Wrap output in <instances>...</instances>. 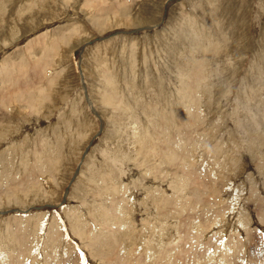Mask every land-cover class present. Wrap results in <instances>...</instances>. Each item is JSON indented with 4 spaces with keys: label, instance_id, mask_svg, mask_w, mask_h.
Instances as JSON below:
<instances>
[{
    "label": "rangeland",
    "instance_id": "rangeland-1",
    "mask_svg": "<svg viewBox=\"0 0 264 264\" xmlns=\"http://www.w3.org/2000/svg\"><path fill=\"white\" fill-rule=\"evenodd\" d=\"M2 251L264 264V0H0Z\"/></svg>",
    "mask_w": 264,
    "mask_h": 264
},
{
    "label": "bare ground",
    "instance_id": "bare-ground-1",
    "mask_svg": "<svg viewBox=\"0 0 264 264\" xmlns=\"http://www.w3.org/2000/svg\"><path fill=\"white\" fill-rule=\"evenodd\" d=\"M67 1H68V0H67ZM207 1H208V0H207ZM68 3H69V2H68ZM215 3H216V2H215ZM126 4H127V3H126ZM211 6H212V5H211ZM99 7L102 8L101 6H99ZM103 7H105V5H103ZM127 8H128V7H127ZM94 9H95V7H94ZM104 9H105V8H103L102 10H104ZM24 10H25V9H24ZM97 10H98V9H96V13H100V12H98ZM99 10H100V9H99ZM112 10H113V9H112ZM28 11H29V10H28ZM109 12H111V11H108V13H106V14H110ZM124 12H125V11H124ZM204 12H205V11H204ZM102 13H103V12H102ZM111 13H112V12H111ZM119 13H120V12H119ZM103 14H105V12H104ZM103 14H102V15H103ZM130 14H131V13H130ZM100 15H101V13H100ZM212 16H213V15H212ZM103 17H104V16H103ZM196 17H197V16H196ZM206 17H207V16H206ZM201 21H202V20H201ZM201 21H200V22H201ZM196 23H197V21H196ZM201 23H202V22H201ZM194 24H195V22H194ZM197 24H198V23H197ZM205 25H207V24H205ZM197 26H198V25H197ZM204 29H205V28H204ZM204 31H205V30H204ZM222 33H223V32H222ZM57 34H58V33H57ZM222 35H225V34H222ZM209 36H210V35H209ZM222 37H223V36H222ZM115 38H116V37H115ZM214 38H215V37H214ZM223 39H224V38H223ZM192 40H193V39H191V41H192ZM188 41H189V40H188ZM226 41H228V40H226ZM207 43H209V42H207ZM49 44H50V43H49ZM151 44H152V43H151ZM194 44H195V43H194ZM207 45H208V44H207ZM197 46H198V45H197ZM200 46H201V45H200ZM216 47H218V46H216ZM198 48H199V47H198ZM210 48H211V47H210ZM228 48H229V47H228ZM150 49H151V48H150ZM211 49H212V48H211ZM217 49H218V48H217ZM199 50H200V49H199ZM52 52H53V50H52ZM209 52H210V51H209ZM213 52H215V51H213ZM228 52H229V50H228ZM54 53H55V52H54ZM151 53H153V52H151ZM157 53H158V52H157ZM211 53H212V52H211ZM217 54H218V53H217ZM50 55H52V54H50ZM46 56H47V55H46ZM186 57H187V56H186ZM198 57H199V56H198ZM36 58H37V57H36ZM20 59H21V58H20ZM37 59H38V58H37ZM37 59H36V60H37ZM39 60H40V59H39ZM183 60H184V59H183ZM207 60H208V59H207ZM10 61H11V60H10ZM15 61H16V60H15ZM24 61H25V60H24ZM42 61H43V59H42ZM135 61H136V60H135ZM16 62H18V61H16ZM20 62H21V61H20ZM33 62H34V61H33ZM36 62H37V61H36ZM44 62H45V61H44ZM11 63L13 64V62H11ZM22 63H23V62H22ZM38 63H39V62H38ZM9 64H10V63H9ZM18 64H19V63H18ZM18 64H17V65H18ZM184 64H185V62H184ZM211 64H212V63H211ZM13 65H14V64H13ZM15 65H16V64H15ZM20 65H22V64H20ZM20 65H18V67H19ZM30 65H31V64H30ZM35 66H36V65H35ZM40 66H41V65H40ZM46 66H47V63H46ZM46 66H45V64H44V68H45V69H46ZM196 66H197V65H196ZM21 67H22V66H20V68H21ZM37 67H39V66L37 65ZM198 67H199V66H198ZM223 67H224V66H223ZM20 68H19V69H20ZM33 68H34V66H33ZM187 68H188V67H187ZM3 69H4V68H3ZM19 69H18V70H19ZM105 69H106V68H105ZM105 69H103L104 72H105ZM224 69H225V68H224ZM23 70H24V69H23ZM32 70H33V69H32ZM32 70H31V72H32ZM46 70H47V69H46ZM202 70H203V69H202ZM202 70H201V71H202ZM37 71H39V70H37ZM43 71H45V70L43 69ZM43 71L41 70L42 73H44ZM100 71H101V70H100ZM107 71H108V70H107ZM107 71L105 72L106 74H107ZM172 71H173V70H172ZM205 71H207V70H205ZM14 72H15V71H14ZM18 72H21V71H18ZM26 72H27V71H26ZM35 72H36V71H35ZM45 72H46V71H45ZM47 72H48V71H47ZM140 72H141V71H140ZM203 72H204V70H203ZM216 72H217V71H216ZM225 72H226V71H225ZM37 73H38V72H37ZM42 73H41V74H42ZM105 73H104V74H105ZM201 73H202V72H201ZM206 73H207V72H206ZM23 74H24V72H23ZM41 74H40V71H39V75H40V76L43 75V74H42V75H41ZM255 74H256V72H255ZM18 75H19V74H18ZM21 75H22V74L20 73L19 77H20ZM34 75H35V73H34ZM99 75H100V74H99ZM22 76H23V75H22ZM31 76H33V73H32ZM37 76H38V75H37ZM44 76H45V75H44ZM48 76H49V75H48ZM50 76H51V75H50ZM208 76H209V75H208ZM248 76H249V75H248ZM10 77H11V76H10ZM10 77H9V78H10ZM54 77H55V76H54ZM100 77H102V76H100ZM106 77H107V76H106ZM108 77H109V76H108ZM139 77H140V76H139ZM204 77H205V75H204ZM206 77H207V76H206ZM206 77L203 79V81H204L205 79H207ZM9 78H8V79H9ZM36 78H38L39 81L41 80L39 77H36V76H35L34 79H36ZM49 78H50V77H49ZM102 78H105V77H102ZM212 78H213V77H212ZM34 79L32 78L33 81L31 80V82H30L31 84H33V82H35ZM44 79H46V80H44ZM44 79H43L44 81H47V82L49 81V80H47L48 78H44ZM51 79H52V78H50V83H48V85L51 84V81H52ZM54 79H55V78H54ZM106 79H107V78H106ZM10 80H12V79H10ZM10 80H9V81H10ZM43 80H41V81H43ZM104 80H105V79H104ZM108 80H111V79H108ZM108 80H107V81H108ZM260 80H261V79H260ZM19 81H20V80H19ZM19 81H18V82H19ZM36 81H38V80L36 79ZM41 81H40V82H41ZM107 81H106V82H107ZM24 82H25V81H24ZM40 82H39V83H40ZM47 82H46L45 84H47ZM54 82H55V80H54ZM102 82H103V81H102ZM104 82H105V81H104ZM110 82H111V81H110ZM110 82H108V84H109ZM205 82H206V81H205ZM6 83H7V82H6ZM19 83H20V82H19ZM45 84H44V85H45ZM112 84H113V81H112ZM112 84L110 83V85H112ZM14 85H15V84H14ZM18 85H19V84H18ZM18 85H17V86H18ZM33 85H34V84H33ZM42 85H43V84H42ZM52 85H53V87H54L55 84H52ZM52 85H49V86L51 87ZM106 85H107V83H106ZM199 85H200V84H199ZM201 85H202V84H201ZM19 86H20V85H19ZM34 86H35V85H34ZM34 86H33V88H36V86H35V87H34ZM40 86H41V85H40ZM55 86H56V85H55ZM107 86H108V85H107ZM28 87H29V85H28ZM31 87H32V85H31ZM31 87H30V89H31ZM200 87H201V86H200ZM256 87H257V86H256ZM5 88H6V87H5ZM7 88H9V87H7ZM18 88H19V87H18ZM33 88H32V89H33ZM76 88H77V87H76ZM21 89H22V87H21ZM26 89L30 91V89H28L27 87H26ZM41 89H42V87H41ZM41 89H40V90H41ZM45 89H46V88H45ZM259 89H260V88H259ZM40 90H39V91H40ZM42 90H43V89H42ZM42 90H41V91H42ZM49 90H50V89H49ZM52 90H53V89H52ZM199 90H201V89H199ZM17 91H18V90H17ZM17 91H16V92H17ZM21 91H22V90H21ZM39 91H38V92H39ZM41 91H40V92H41ZM50 91H51V90H50ZM87 91H88V90H87ZM197 91H198V90H197ZM25 92H26V91H25ZM42 92H43V91H42ZM53 92H54V91H53ZM198 92H199V91H198ZM3 93H4V92H3ZM10 93H11V92H10ZM12 93H13V92H12ZM44 93H45V92H44ZM46 93H47V92H46ZM195 93H196V92H195ZM195 93H194V94H195ZM39 94H40V93H39ZM48 94H49V93H48ZM81 94H82V93H81ZM201 94H202V93H201ZM1 95H2V93H1ZM26 95H27V94H26ZM37 95H38V93H37ZM37 95H36V99H38V98H37ZM43 95H44V94H43ZM51 95H52V94H51ZM85 95H86V94H85ZM106 95H107V94H106ZM2 96H3V98H4L5 93H4ZM11 96H13V95H11ZM39 96H42V93H41V95H39ZM52 96H53V95H52ZM107 96H108V95H107ZM191 96H192V95H191ZM191 96H190V97H191ZM194 96H196V95H194ZM50 97H51V96H50ZM129 97H130V96H129ZM6 98H8L7 95H6ZM39 98H41V97H39ZM109 98H110V96H109ZM109 98L107 97V99H109ZM192 98H193L194 100L191 99V98H189V100H187L188 102L185 103V104L188 106V108L191 107L192 104L197 103V102L195 101V98H194V97H192ZM36 99H35V101H37ZM45 99H46V98H45ZM38 100H39V101H38V103H39L40 100H41V102H42V100H44V99L41 98V99H38ZM83 100H84V99H83ZM6 101H8V103L10 102L8 99H7ZM6 101H5V102H6ZM35 101H33V102L35 103ZM49 101H50V100H49ZM192 101H193V102H192ZM33 102L31 103V105H33ZM51 102H53V101H51ZM128 102H129V101H128ZM36 103H37V102H36ZM36 103H35V104H36ZM38 103H37V104H38ZM35 104H34V106H35ZM40 104L42 105V103H40ZM123 105H124V104H123ZM37 106L39 107V105H37ZM82 106H83V105H82ZM85 106H86V105H85ZM38 107H37V108H38ZM41 107H42V106H41ZM122 107H123V106H122ZM35 108H36V107H34V108H32V109L34 110ZM81 108H82V107H81ZM258 108H259V106H258ZM124 109H125V108H124ZM131 109H132V108H131ZM131 109H130V110H131ZM134 109H135V107H134ZM259 109H260V108H259ZM121 110H122V109H121ZM125 110H126V109H125ZM261 110H262V109H261ZM52 111H53V110H52ZM122 111H123V110H122ZM194 111H196V110H194ZM194 111H193V112H194ZM190 112H191V111H190ZM209 112H210V111H209ZM137 113H138V112H137ZM188 113H189V112H188ZM260 113H263V112H260ZM125 114H126V113H125ZM169 114H170V112H169ZM195 114H196V113H195ZM82 115H83V114H82ZM121 115H122V114H121ZM135 115H136V114H135ZM193 115H194V114H193ZM201 115H202V114H201ZM125 116H126V115H125ZM260 116H261V115H260ZM82 117H83V116H82ZM196 117H197V116H196ZM249 117H250V116H249ZM252 117H253V116H252ZM254 117H255V116H254ZM122 118H123V117H122ZM250 118H251V117H250ZM250 118H249V119H250ZM204 119H205V118H204ZM251 119H253V118H251ZM202 120H203V119H202ZM202 120H201V121H202ZM199 122H200V121H199ZM252 122H253V121L251 120V123H252ZM201 123H202V122H201ZM201 123H199V124L201 125ZM203 124H204V123H203ZM197 125H198V122H197ZM204 125H205V124H204ZM206 125L208 126L209 124H206ZM253 125H254V123H253ZM203 127H204V126H203ZM203 127H202V128H203ZM56 129H57V128H56ZM165 129H166V128H165ZM195 129H196V128H195ZM198 129H199V128H198ZM249 130H250V129H249ZM196 131H197V130H196ZM199 131H200V130H199ZM167 132H168V128H167ZM199 133H200V132H199ZM208 133H209V132H208ZM46 134H47V133H46ZM200 134H201V133H200ZM43 135H44V134H43ZM53 136H54V135H53ZM54 137H55V136H54ZM65 137H67V136H65ZM44 138H45V137H44ZM37 140H38V139H37ZM41 140H42V139H41ZM48 140H49V139H48ZM135 140H136V139H135ZM209 141H210V140H209ZM211 141H212V140H211ZM39 142H41V141H39ZM42 142H44V143L46 144L45 141H42ZM47 142H48V141H47ZM65 142H66V141H65ZM202 142H203V141H202ZM44 143H43V144H44ZM40 144H41V143H40ZM45 144H44V145H45ZM63 144H64V143H63ZM48 145H49V144H48ZM46 146H47V145H46ZM63 146H64V145H63ZM218 146H219V145H218ZM39 147H40V145H39ZM44 147H45V146H44ZM214 147H215V146H214ZM40 149H41V148H40ZM45 149L48 150V147H46ZM210 149H211V148H210ZM219 149H220V148H219ZM50 150H51V149H50ZM50 150H49V151H50ZM58 151H59V150H58ZM40 152H41V151H40ZM47 152H48V151H45V153H47ZM60 152H61V151H60ZM62 152H63V149H62ZM50 153H51V151H50ZM48 154H49V152H48ZM145 154H147V158H149V157H148V152L145 153ZM28 156H29V155H28ZM37 156H38V155H37ZM63 156H64V155H63ZM143 156H144V154H143ZM143 156H142V157H143ZM43 157L45 158L46 156L41 155V159H42ZM59 157H60V156H59ZM59 157H58V158H59ZM29 158H30V157H29ZM29 158H28V159H29ZM38 158H39V157H38ZM49 158H50V157H49ZM55 159H56V158H55ZM55 159H54V161H55ZM142 159H143V158H142ZM30 160H31V159H30ZM32 160H33V156H32ZM44 160H45V159H44ZM50 160H52V159H50ZM38 161H39V159H38ZM42 161H43V160H42ZM45 161H47V159H46ZM56 161H57V160H56ZM60 161H61V160H60ZM43 162H44V161H43ZM57 162H58V161H57ZM51 163H52V162H51ZM43 164H44V163H43ZM125 164H126V163H125ZM126 165H127V164H126ZM50 167H51V165H50ZM50 173H51V172H50ZM52 174H53V173H52ZM102 174H103V173H101V175H102ZM54 175H55V174H54ZM103 175H104V174H103ZM98 176H99V173H98ZM205 176H206V175H205ZM225 176H226V175H225ZM55 177H56V176H55ZM101 177H102V176H101ZM99 178H100V177H99ZM103 178H104V177H103ZM201 178H202V177H201ZM224 178H225V177H224ZM37 179H38V178H37ZM54 179H55V178H54ZM100 179H101V178H100ZM55 180H56V179H55ZM61 180H62V179H61ZM224 180H225V179H224ZM38 181H39V180H38ZM56 181H57V180H56ZM96 181H97V180H96ZM204 181H205V180H204ZM40 182H41V181H40ZM102 182H104V181H102ZM102 182H101V183H102ZM56 183H57V182H56ZM205 183H206V181H205ZM37 184H38V183H37ZM39 184H41V183H39ZM97 184H98V183H97ZM211 184H212V182H211ZM211 184H208V185H211ZM95 186H96V185H95ZM98 186H100V185L98 184ZM119 186H120V184L118 185V187H119ZM211 186H212V185H211ZM211 186H209V188H211ZM19 187H20V186H19ZM212 187H213V186H212ZM21 188H22V186H21ZM91 188H93V187H91ZM96 188H98V187H96ZM119 188H120V187H119ZM207 188H208V187H207ZM36 189H37V188H36ZM40 190H41V188H40ZM211 190H212V188H211ZM29 192H30V190H29ZM36 192H38V191H36ZM18 194H19V193H18ZM21 195H22V194H21ZM151 195H153V194H151ZM15 196H18L17 193H16ZM148 196H150V194H149ZM46 197H47V193H46V195H45V198H46ZM153 197H154V196H152V198H153ZM47 198H48V197H47ZM47 198H46V199H47ZM152 198H151V199H152ZM154 198H155V197H154ZM154 198H153V199H154ZM142 201H143V200H142ZM146 201L148 202V199H147ZM146 201H145V202H146ZM151 201H152V200H151ZM149 202H150V201H149ZM150 203H151V202H150ZM49 208H50V207H49ZM120 208H121V206H120ZM121 209L125 211L123 205H122V208H121ZM121 209H120V210H121ZM122 210H121V212H122ZM74 211H75V210H74ZM223 213H224V212H223ZM248 217H249V216H248ZM243 219H246V218L244 217ZM247 219H248V218H247ZM247 219H246V220H247ZM246 220H245V222H246ZM243 221H244V220H243ZM243 224H244V223H243ZM196 226H197V225H196ZM194 227H195V226H194ZM56 228H57V227H55L54 230L50 231V236H49V238H48V243H49V244L51 243V240H53V238H52L53 236H51V235H53V234L56 232ZM91 228H92L94 231H95V230L97 231V230L101 229L100 226H98V225H96V224H92ZM194 229H198V228L195 227ZM190 230H191V229H190ZM199 230H200V229H199ZM199 230H197V231H199ZM32 231H33V229H32ZM32 231H31V234H32ZM192 232H193V230H192ZM188 233H190V232H188ZM199 233H200V232H199ZM14 234H15V232H14ZM193 234H194V233H193ZM200 234H201V233H200ZM11 235H12V234H11ZM189 235H191V234H189ZM196 235L198 236L199 234L197 233ZM196 235H195V236H196ZM111 236H112V235H111ZM192 236H193V235H192ZM13 237H14V236H13ZM15 237H16V236H15ZM15 237H14V238H15ZM17 237H19V236H17ZM17 237H16V238H17ZM114 237H115V236L113 235V237H110V238H113V240H114ZM11 238H12V237H11ZM29 238H30V237H29ZM32 238L34 239V236H32ZM115 238H116V237H115ZM190 238H191V236H190ZM195 238H196V237H195ZM198 238H199V237H198ZM18 239H19V238H18ZM22 239H23V238H22ZM13 240H14V239H13ZM190 240H191V239H190ZM209 240H211V238H210ZM15 241H16V240H15ZM191 241H192V240H191ZM191 241H189V243H190ZM193 241H194V240H193ZM10 242H11V241H10ZM36 242H37V241H36ZM154 242H155V241H154ZM154 242H153V243H154ZM237 242H238V241H237ZM237 242H236V243H237ZM39 243H40V242H39ZM39 243H37V244L39 245ZM155 243H156V242H155ZM189 243H188V244H189ZM195 243H197V242H195ZM232 243L234 244V242H232ZM232 243H231V244H232ZM248 243H249V242H248ZM17 244H18V243H17ZM51 244H52V247H54V246H53L54 244H53V243H51ZM188 244H186V245H188ZM233 244H232V246H233ZM249 244H250L251 247H252V243L250 242ZM258 244H259V243H258ZM25 245H26V244H25ZM25 245H24V246H25ZM68 245H69V243H68ZM68 245H67V246H68ZM151 245H152V244H151ZM155 245L158 246V244L156 243V244H154V247H153V246H152V247H153V248H156ZM190 245H191V244H190ZM212 245H213V244H212ZM239 245H240V242H239ZM247 245H248V244H247ZM250 245H249V246H250ZM259 245H261V244H259ZM259 245H258V246H259ZM13 246H16V245H12V247H13ZM30 246H31V245H30ZM34 246H35V245H34ZM55 246H56V245H55ZM57 246H58V245H57ZM57 246H56V247H57ZM208 246H209V245H208ZM214 246L216 247L215 244H214ZM226 246H227V245H226ZM226 246H224V248H225ZM241 246H242V245H241ZM9 247H10V246H9ZM18 247H20V248L22 247V248H23V245L20 246V244H19ZM187 247H188V246H187ZM229 247H230V248H229ZM233 247H234V246H233ZM235 247H236V246H235ZM237 247H238V246H237ZM242 247L244 248V246H242ZM260 247H261V246H259V248H260ZM14 248H15V247H14ZM20 248H19L18 250H20ZM25 248H27V246H25ZM30 248H31V247H30ZM30 248H29V249H30ZM36 248H37V247H36ZM57 248H58V247H57ZM57 248H56V249H57ZM164 248H166V247H164ZM182 248H183V247H182ZM182 248H181V249H182ZM216 248H217V247H216ZM228 248L232 251V247H231V246H228L227 249H228ZM243 248H242V249H243ZM15 249L17 250V247H16ZM23 249H24V248H23ZM37 249H38V248H37ZM191 249H192V248H191ZM195 249H196V248H195ZM16 250H15V251H16ZM54 250H55V248H54ZM166 250H167V251H165V253H167L168 251L171 252V249L169 250L168 248H166ZM182 250H183V249H182ZM207 250H208V249H207ZM225 250H226V249H225ZM225 250H223L222 253H221V252H220V248H217L216 250H214V252L211 250L209 253H211V254L214 253V255L216 254V256H219V257H221L222 259H223L222 254L224 255V257H226V258L228 257V258H229V255H228V254H227L228 256H226V254H225V253H226ZM230 250H229V251H230ZM233 250H236V248H235V249L233 248ZM237 250H239V249H237ZM243 250H245V249H243ZM243 250H242V251H243ZM260 250H261V249H260ZM260 250H259V251H260ZM36 251H37V250H36ZM36 251H35V252H36ZM56 251H57V250H56ZM173 251H174V250H173ZM187 251H188V253H189V250H187ZM190 251H191V250H190ZM197 251H198V250H197ZM205 251H206V250H205ZM231 251H230V252H231ZM261 251H263V250H261ZM37 252H39V251H37ZM37 252H36V253H37ZM65 252H66V251H65ZM163 252H164V251H163ZM170 252H169V253H170ZM175 252H176V251H175ZM175 252H172V253H175ZM184 252H185V251H184ZM191 252H192L193 254H195V251H194V250H192ZM202 252H203V251H202ZM230 252H229V253H230ZM5 253H6V252L2 251V252H1V256H2V257H0V258H3L4 255H7V254H5ZM29 253H30V252H29ZM36 253H34V254L31 253V254H32V255H35ZM39 253H40V252H39ZM61 253H62V252H61ZM103 253H104V252H103ZM172 253H171V254H172ZM180 253H181V252H180ZM182 253H183V252H182ZM233 253H234V252H233ZM233 253H232V254H233ZM239 253H241V252H239ZM259 253H260V252H259ZM8 254H9V253H8ZM17 254H19V253H17ZM56 254H57V253H56ZM58 254H59V253H58ZM58 254H57L56 259H57L58 256L60 255V254H59V255H58ZM64 254H65V253H64ZM64 254H63V255H64ZM163 254H164V253H163ZM176 254H177V253H175L174 256H175ZM185 254H187V253H185ZM205 254H206V253H205ZM232 254H230V255H232ZM237 254H238V252H237ZM241 254H242V253H241ZM29 255H30V254H29ZM29 255H28V256H29ZM36 255H37V254H36ZM63 255H62V256H63ZM96 255H97V252H96ZM167 255H168V253H167ZM258 255H259V254H258ZM260 255H262V254H260ZM15 256H16V255H15ZM18 256H19V255H17V257H18ZM25 256H26V255H25ZM62 256H61V257H62ZM64 256H65V255H64ZM101 256H102V254H101ZM101 256H100L99 259H101ZM146 256H148V255H146ZM146 256H145V257H146ZM178 256H179V254H178ZM189 256H190V255L188 254V257H189ZM196 256H197V255H196ZM233 256H234V255H233ZM233 256H230V257H233ZM236 256H237V255H236ZM236 256H234V257H235V259L238 260V259L240 258V255H239V258H237L238 256H237V257H236ZM243 256H244V255H243ZM6 257H7V256H6ZM31 257H33V256H31ZM61 257H60V259H61ZM79 257H80V256H79ZM150 257H151V256H150ZM163 257H164V256L162 255L161 259H162ZM167 257L170 258L169 255H168ZM176 257H177V256H176ZM180 257H181V255H180ZM191 257H192V256H191ZM212 257H213V256H212ZM257 257H258V256H257ZM19 258H20V257H19ZM36 258H37V257H36ZM63 258H64V257H63ZM65 258H66V257H65ZM148 258H149V257H148ZM151 258H152V257H151ZM164 258L166 259V257H164ZM171 258H173V254L171 255ZM184 258H185V257H184ZM184 258H183V259H184ZM197 258H198V257H197ZM215 258H216V257H215ZM226 258H224V259H226ZM228 258H227V259H228ZM5 259H6V258H5ZM10 259H11V258H10ZM30 259L32 260L33 258H30ZM39 259H40V258H39ZM67 259H68V258H67ZM102 259H103V257H102ZM104 259H105V256H104ZM173 259H175V257H174ZM173 259H172V260L169 259V260L171 261V263H172ZM186 259H188V258L186 257ZM190 259H191V258H190ZM190 259H189V260H190ZM242 259H243V258H242ZM242 259H240V260H242ZM244 259H245V258H244ZM244 259H243V260H244ZM2 260H3V259H2ZM2 260H0V261H2ZM14 260H15V259H14ZM40 260H41V259H40ZM162 260H163V259H162ZM176 260L178 261V259H176ZM176 260H175V264H176ZM191 260H192V259H191ZM193 260H194V259H193ZM220 260H221V259H220ZM229 260H230V258H229ZM232 260H233V259H232ZM237 260H235L236 263H237ZM8 261H9V260H8ZM12 261H13V260H12ZM32 261H33V264H34L35 262H37V263L39 264L38 261H35V257H34V259H33ZM54 261H55V260H54ZM56 261H57V260H56ZM65 261H66V260H65ZM100 261H101V260H100ZM164 261H165V260H164ZM183 261H184V260H183ZM186 261H187V260H186ZM186 261H184V262H186ZM224 261H225V260H224ZM233 261H234V260H233ZM26 262H27V261H26ZM41 262H42V261H41ZM43 262H44V261H43ZM46 262H47V261H46ZM46 262H45V263H46ZM48 262H49V261H48ZM48 262H47V263H48ZM68 262H69V261H68ZM79 262H80V261H79ZM152 262H153V261H151V264H152ZM165 262H167V261H165ZM165 262H164V263H165ZM184 262H182V263H184ZM199 262H200V261H199ZM199 262H198V263H194V264H199ZM225 262H226V261H225ZM1 263H2V262H1ZM1 263H0V264H1ZM10 263H12L11 260H10ZM10 263H7V261H6V263H5V260H4V264H10ZM30 263H31V262H30ZM47 263H46V264H47ZM53 263H54V262H53ZM66 263H67V262H66ZM167 263H168V262H167ZM167 263H166V264H167ZM177 263H178V262H177ZM191 263H192V262H191ZM227 263H228V262H227ZM230 263H231V262H230ZM234 263H235V262H234ZM43 264H44V263H43ZM50 264H51V263H50ZM55 264H56V263H55ZM80 264H81V262H80ZM169 264H170V263H169ZM178 264H179V263H178ZM180 264H181V263H180Z\"/></svg>",
    "mask_w": 264,
    "mask_h": 264
}]
</instances>
